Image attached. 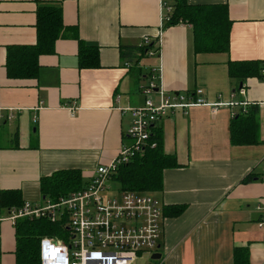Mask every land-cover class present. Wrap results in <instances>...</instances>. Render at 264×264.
<instances>
[{"label":"crops","instance_id":"crops-1","mask_svg":"<svg viewBox=\"0 0 264 264\" xmlns=\"http://www.w3.org/2000/svg\"><path fill=\"white\" fill-rule=\"evenodd\" d=\"M48 2L61 5L66 27L54 52L40 55L36 77H10L8 47L37 42V11ZM175 2L0 0V104L15 108L14 119L0 120V264H17L9 207L43 204L41 180L56 171L81 170L88 182L99 165L109 164L131 141L125 108L145 102L142 86L158 66L166 90L196 97L203 88L212 105L172 111L157 123L178 166L165 169L163 189L154 194L163 205L159 247L141 252L135 264H234L237 246L249 247L252 264H264L263 211L257 209L264 201V78L228 72L229 61H264V0H188L228 5L227 52H195L190 24L164 28L163 3ZM77 36L100 48V67H79ZM145 38H160V54L122 56V48L141 46ZM249 107L258 142L234 144L233 118ZM176 204L186 205L181 215L164 213Z\"/></svg>","mask_w":264,"mask_h":264},{"label":"built area","instance_id":"built-area-1","mask_svg":"<svg viewBox=\"0 0 264 264\" xmlns=\"http://www.w3.org/2000/svg\"><path fill=\"white\" fill-rule=\"evenodd\" d=\"M163 8L164 24L170 20L174 7L163 3ZM150 41L145 38L142 44ZM157 45H160V38ZM153 51L147 53L160 54L161 50ZM126 64L130 63L127 61ZM142 92L146 95L142 105L125 108L131 114L127 130L131 141L109 164L99 165L84 187L57 201L46 199L43 204L25 201L8 209L7 219L15 225L21 218L46 217L67 229L64 237L44 236L41 239V264H135L141 252L159 247L163 233L162 202L150 192L113 189L112 176L146 147L156 146L151 141L153 127L172 111L212 104L204 98L203 88L196 90V97L182 91L166 90L160 66L151 69ZM241 92H246L244 87ZM154 94L158 96L156 100ZM75 108L70 105L71 112ZM14 110L0 104V120L14 119ZM263 205L264 201L257 204V209L263 211L259 227L264 226Z\"/></svg>","mask_w":264,"mask_h":264},{"label":"trees","instance_id":"trees-1","mask_svg":"<svg viewBox=\"0 0 264 264\" xmlns=\"http://www.w3.org/2000/svg\"><path fill=\"white\" fill-rule=\"evenodd\" d=\"M170 20L163 27L187 23L192 26L193 47L195 52H227L230 49L232 19L227 4H189L188 0H176ZM63 12L60 4L48 2L37 11L38 39L34 45H13L8 47L7 71L10 77H36L39 70V57L55 50L56 41L65 30ZM78 37V36H77ZM78 64L80 68L100 67V48L87 44L79 37ZM156 41L141 46L122 48V56L131 59L153 50H161ZM264 61H229L228 72L231 77L246 78L260 75L264 78ZM257 119L251 107L235 114L231 124V140L234 144L258 142ZM151 141L155 147H146L132 160L119 167L112 176L113 184L120 190L159 192L164 186V171L178 166L174 155L163 148L159 125L153 127ZM248 177L246 181L251 180ZM81 170L63 169L42 178L41 189L44 199L59 200L62 196L84 187ZM18 204L12 206L21 205ZM10 206V207H12ZM9 207V208H10ZM186 209L184 204L167 205L164 213L175 217ZM67 229L61 223L52 222L46 217L21 218L16 224L17 264H41V239L44 236L64 237ZM234 264H252L248 246H237L234 251Z\"/></svg>","mask_w":264,"mask_h":264},{"label":"rangeland","instance_id":"rangeland-1","mask_svg":"<svg viewBox=\"0 0 264 264\" xmlns=\"http://www.w3.org/2000/svg\"><path fill=\"white\" fill-rule=\"evenodd\" d=\"M142 65H144L143 63H142ZM1 128V127H0ZM1 143L2 144H7L8 143V140H6L5 138H3L2 137V139H1ZM111 187L113 188V189H116V188H118L117 186H116V184H111ZM121 190V189H120ZM138 191V190H137ZM144 192H148V191H144ZM153 194H155V193H153Z\"/></svg>","mask_w":264,"mask_h":264},{"label":"water","instance_id":"water-1","mask_svg":"<svg viewBox=\"0 0 264 264\" xmlns=\"http://www.w3.org/2000/svg\"><path fill=\"white\" fill-rule=\"evenodd\" d=\"M162 253L161 252H154L152 255L153 259H161Z\"/></svg>","mask_w":264,"mask_h":264}]
</instances>
